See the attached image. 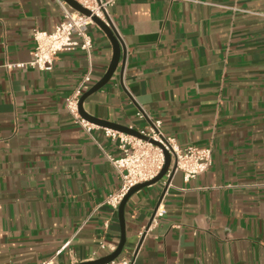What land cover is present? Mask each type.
I'll use <instances>...</instances> for the list:
<instances>
[{"label": "crops", "instance_id": "obj_1", "mask_svg": "<svg viewBox=\"0 0 264 264\" xmlns=\"http://www.w3.org/2000/svg\"><path fill=\"white\" fill-rule=\"evenodd\" d=\"M109 14L124 62L84 110L137 130L160 120L212 160L188 182L176 171L162 197L165 178L131 194L108 264L135 250L134 264H264V0H116ZM61 19L59 0H0V264L88 262L120 240L103 202L121 182L105 156L122 155L118 142L96 124L98 146L65 108L89 67L86 90L105 73L109 39L91 24L90 60L74 49L51 70L27 65L33 32Z\"/></svg>", "mask_w": 264, "mask_h": 264}, {"label": "built area", "instance_id": "obj_2", "mask_svg": "<svg viewBox=\"0 0 264 264\" xmlns=\"http://www.w3.org/2000/svg\"><path fill=\"white\" fill-rule=\"evenodd\" d=\"M75 1L89 10L90 14L81 13L65 1L59 0L62 19L51 32L43 30H35L33 32L35 47L31 52L32 58L27 62V65L38 70H51L53 62L60 52L74 49L84 51L88 60H90L93 41L88 27L91 24H95L93 17L99 18L108 25L111 22L109 7L116 0ZM24 65L26 64H16L19 67ZM6 67L10 68L11 65L7 64ZM91 73L92 71L89 67L65 99V108L73 116L75 122L89 134L97 125L89 122L78 113V102L80 96L91 82ZM138 114L139 117H143V114ZM160 124V120H150L145 128L138 130L141 134L147 136L148 139H142L112 128L103 127L105 136L112 141L117 140L118 148L122 152V155L117 158L105 152L106 158L118 172L121 179L119 187L103 201L112 209H116L119 206L121 200L132 186L149 181L159 174L164 165V150L170 155V165L164 176V185L166 184L167 177L170 175L173 164H175L174 173L180 170L185 182L205 172L210 166L212 160L210 146L199 147L188 145L181 148L174 137L167 136L161 131ZM90 136L97 143L91 134ZM151 140L158 142L160 145L153 143ZM97 145L100 146L99 143ZM163 213L164 211L157 206L151 222L143 226L139 230L138 235L140 237L144 236L152 225L156 223V217L161 216ZM100 247L108 248L111 251L114 249V246L107 245L104 242H101ZM135 254L136 252L132 251L129 256L120 261V264H134ZM42 264H53V259Z\"/></svg>", "mask_w": 264, "mask_h": 264}, {"label": "water", "instance_id": "obj_3", "mask_svg": "<svg viewBox=\"0 0 264 264\" xmlns=\"http://www.w3.org/2000/svg\"><path fill=\"white\" fill-rule=\"evenodd\" d=\"M68 5H70L72 8L80 11L81 13H84L86 15H89L90 12L89 10H87L86 8H84L83 6H81L78 2H76L75 0H64ZM93 21L95 22V24L105 33V35L107 36V38L109 39L111 46H112V58L111 61L108 65V68L106 69L105 73L103 74V76L97 81L95 82L88 90H86L85 92L82 93V95L80 96L79 102H78V113L85 118L86 120H88L89 122L104 126V127H108V128H112L127 134H131L134 135L136 137L142 138V139H148L147 136L141 134L137 129L133 128V127H129V126H123L120 124H117L115 122H111L109 120H104L98 117H95L93 115L88 114L82 104L84 102V100L93 92L97 91L98 89L102 88L113 76L116 68L118 67L119 61L121 59V65H123L124 62V47H123V43L119 37V35L117 34V32L114 30V27L112 25L111 22H109V24H105L102 20H100L97 17H93ZM120 65V73L122 71V67ZM153 143L160 145L158 142L151 140ZM164 156H165V160H164V165L162 167V170L159 172V174L157 176H155L153 179L149 180V181H145L139 184H136L134 186H132L128 192L125 194V196L123 197V199L121 200L119 206H118V218H119V223H120V240L119 243L117 245V247L115 248V250H113L111 253L102 256L100 258H97L95 260H91L88 262H79V263H74V264H108L113 262L115 259H117V257L119 256V254L121 253L124 243H125V219H124V215H123V210H124V206L125 203L127 201V199L129 198V196L131 194H133L134 192L148 186L154 183H157L161 180L164 179V176L166 174V171L169 168L170 165V155L169 153L164 150ZM175 170V164H173L171 171H170V175L167 177L166 179V184L164 185V188L162 190L161 193V197L163 196V193L165 192L168 183L171 180V177L173 176ZM161 199V198H160ZM156 208H154L152 215L150 216V219L148 221V223L151 222V219L153 218L154 215V211ZM143 236L140 237V240L137 244L136 249H138L141 240H142ZM136 251V250H135Z\"/></svg>", "mask_w": 264, "mask_h": 264}]
</instances>
